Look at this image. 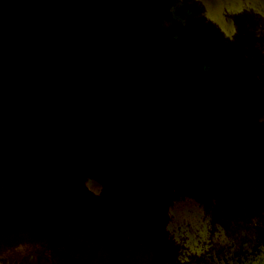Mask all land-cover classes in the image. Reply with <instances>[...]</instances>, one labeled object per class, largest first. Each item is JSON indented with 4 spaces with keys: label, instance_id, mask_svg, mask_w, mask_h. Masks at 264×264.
Segmentation results:
<instances>
[{
    "label": "rangeland",
    "instance_id": "1",
    "mask_svg": "<svg viewBox=\"0 0 264 264\" xmlns=\"http://www.w3.org/2000/svg\"><path fill=\"white\" fill-rule=\"evenodd\" d=\"M58 33L90 57L104 53L88 57L94 73L124 79H77L51 41ZM162 45L131 0H0V169L14 185L0 200V264H139L120 252L152 253L151 231L122 233L117 222L150 227L182 190L184 167L186 189L211 190L225 221L264 212L255 207L264 176H246L238 146L211 150L199 140L211 120L205 110L246 105V87ZM167 90L176 95L171 105L183 98L188 111L200 108L187 115L194 134L187 133L185 159L168 138ZM229 117L218 120L243 137L242 119ZM87 177L103 182L100 194L86 187ZM221 238L219 250L231 248ZM245 258L231 255L225 264Z\"/></svg>",
    "mask_w": 264,
    "mask_h": 264
},
{
    "label": "flooded vegetation",
    "instance_id": "2",
    "mask_svg": "<svg viewBox=\"0 0 264 264\" xmlns=\"http://www.w3.org/2000/svg\"><path fill=\"white\" fill-rule=\"evenodd\" d=\"M131 1L133 12H139L156 28L168 50L178 49L185 60L199 63L201 71L222 73L246 87V105L237 109H206L211 120L198 133L211 150L223 149L224 145L238 146L237 150L232 149L235 154H243L246 176H264V0ZM100 76L89 77L124 79L117 74ZM172 96L176 95L170 90L165 92L167 134L172 143L180 145V155L185 159L187 112H200V108L190 107L188 111L183 98L177 107L171 105ZM224 115L230 116L229 123H235L232 119L236 117L242 119L238 128L243 129V137H235V125L222 126L225 122L218 119ZM185 169L179 181L182 190L167 205L159 207L157 218L147 219L150 227L133 228L137 222H117L122 233L134 230L147 235L151 231L155 240L150 245L152 253L126 255L121 251L120 257H132L139 264H225L231 255L238 258L245 254L243 264H264V212L225 221L219 216V203L211 190L186 189ZM87 178L101 183L97 193L100 194L103 182ZM13 186L10 171L0 169V200L11 194ZM86 187L96 193L87 184ZM255 207L264 209V199ZM188 213L193 217L187 218ZM221 237L231 248L219 250ZM124 248L128 250L122 245Z\"/></svg>",
    "mask_w": 264,
    "mask_h": 264
},
{
    "label": "trees",
    "instance_id": "3",
    "mask_svg": "<svg viewBox=\"0 0 264 264\" xmlns=\"http://www.w3.org/2000/svg\"><path fill=\"white\" fill-rule=\"evenodd\" d=\"M140 17L145 19L141 14H140ZM146 21L148 22V20H146ZM56 34H57V32H56ZM56 34L52 35L54 37L53 38L51 37V41L54 40L55 45L59 48V51L63 52V56H64L63 58H65L66 62L72 61L71 62L72 63V67H71L72 69L71 70H73L75 72V76L77 77V79H79L80 81H85V82L87 81L90 83H95L96 81H104V80H99V79H94V78L89 77L90 75L98 76L99 74L94 73L93 70L90 69L91 68L90 62L88 61V57L92 58V59L95 57H98V58L104 57L103 52L94 51L93 55L90 57V54L88 53V49L82 43L76 44V47H77L76 48L73 46L74 42H73V40L71 41L69 36H67V35L61 36V35H59V33H58V35H56ZM159 35H161V34L159 33ZM161 38H162V36H161ZM162 41H163V39H162ZM75 43H77V42H75ZM162 47L168 53L174 51V50H168V48L164 45V43H163ZM111 62L114 63V60ZM204 71L205 70H202V72H204ZM209 71L210 70H208L207 72H209ZM233 80L240 82L237 79H233ZM89 88H91V90H92V85L89 84ZM100 107H102V106H100ZM100 107H98V108H100ZM191 113H193V115H197V113H195V112H191ZM189 114H190V112H188L187 115H189ZM207 118L210 119L209 117H207ZM188 132H189V134H194L192 132L190 133V130L187 127V133ZM199 140H200V142H202L201 139H199ZM189 141H191V138L187 137V142H189Z\"/></svg>",
    "mask_w": 264,
    "mask_h": 264
},
{
    "label": "water",
    "instance_id": "4",
    "mask_svg": "<svg viewBox=\"0 0 264 264\" xmlns=\"http://www.w3.org/2000/svg\"><path fill=\"white\" fill-rule=\"evenodd\" d=\"M86 184L88 186H90V188H92L96 193H98L100 188H101V183L95 179H92V178H87ZM186 217L190 218L189 216H186Z\"/></svg>",
    "mask_w": 264,
    "mask_h": 264
},
{
    "label": "bare ground",
    "instance_id": "5",
    "mask_svg": "<svg viewBox=\"0 0 264 264\" xmlns=\"http://www.w3.org/2000/svg\"><path fill=\"white\" fill-rule=\"evenodd\" d=\"M186 216H189L190 218L193 217V215H190L189 213Z\"/></svg>",
    "mask_w": 264,
    "mask_h": 264
}]
</instances>
